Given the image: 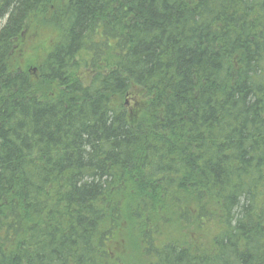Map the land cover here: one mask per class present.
<instances>
[{
	"label": "trees",
	"instance_id": "1",
	"mask_svg": "<svg viewBox=\"0 0 264 264\" xmlns=\"http://www.w3.org/2000/svg\"><path fill=\"white\" fill-rule=\"evenodd\" d=\"M0 264H264V0H0Z\"/></svg>",
	"mask_w": 264,
	"mask_h": 264
},
{
	"label": "rangeland",
	"instance_id": "2",
	"mask_svg": "<svg viewBox=\"0 0 264 264\" xmlns=\"http://www.w3.org/2000/svg\"><path fill=\"white\" fill-rule=\"evenodd\" d=\"M62 1H64V0H54V2H55V4L57 5V4H59L60 2H62ZM44 40V39H43ZM29 45V44H28Z\"/></svg>",
	"mask_w": 264,
	"mask_h": 264
}]
</instances>
